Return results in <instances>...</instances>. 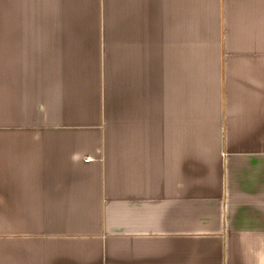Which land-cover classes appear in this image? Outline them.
<instances>
[{"label": "crops", "instance_id": "0c3cea01", "mask_svg": "<svg viewBox=\"0 0 264 264\" xmlns=\"http://www.w3.org/2000/svg\"><path fill=\"white\" fill-rule=\"evenodd\" d=\"M0 264H264V0H0Z\"/></svg>", "mask_w": 264, "mask_h": 264}]
</instances>
